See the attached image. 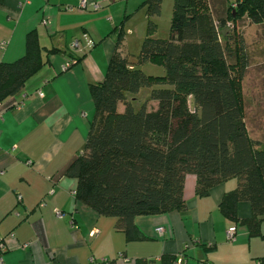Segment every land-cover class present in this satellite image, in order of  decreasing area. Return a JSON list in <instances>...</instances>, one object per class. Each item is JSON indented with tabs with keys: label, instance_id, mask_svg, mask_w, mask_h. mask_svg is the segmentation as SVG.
<instances>
[{
	"label": "crops",
	"instance_id": "crops-1",
	"mask_svg": "<svg viewBox=\"0 0 264 264\" xmlns=\"http://www.w3.org/2000/svg\"><path fill=\"white\" fill-rule=\"evenodd\" d=\"M143 1L4 0L0 5V62L24 54L31 30L42 47L59 50L0 103L5 264H176L179 257L181 264H259L264 257V237H249L241 222L250 216L249 203H237V221L220 210L222 196L237 186L234 177L200 196L195 176L187 174L184 208L136 216L141 238L131 241L115 217L98 215L75 197L77 180L66 170L82 151L94 116L89 85L103 80L119 26L123 54L126 31L144 28ZM231 228L235 235L229 240ZM260 232L264 236V220Z\"/></svg>",
	"mask_w": 264,
	"mask_h": 264
},
{
	"label": "trees",
	"instance_id": "trees-1",
	"mask_svg": "<svg viewBox=\"0 0 264 264\" xmlns=\"http://www.w3.org/2000/svg\"><path fill=\"white\" fill-rule=\"evenodd\" d=\"M161 3L140 5L146 35L134 58L120 50L119 26L103 80L89 85L94 116L66 170L77 180L75 197L98 215L115 217L131 241L141 238L136 216L184 208L187 174L195 176L200 196L234 177L237 186L222 196L220 210L237 221V203L247 201L251 213L241 222L249 237H264V144L249 137L235 86L247 65L245 42L234 30L223 33L243 14L264 24V0H173L168 38L154 36ZM58 51L42 47L35 30L28 31L24 54L0 62V103ZM146 62L159 63L163 75L145 74L138 65ZM143 90L146 99L136 104Z\"/></svg>",
	"mask_w": 264,
	"mask_h": 264
},
{
	"label": "rangeland",
	"instance_id": "rangeland-1",
	"mask_svg": "<svg viewBox=\"0 0 264 264\" xmlns=\"http://www.w3.org/2000/svg\"><path fill=\"white\" fill-rule=\"evenodd\" d=\"M172 1L167 5L165 0L161 3L160 15L155 19V37H169ZM226 30L228 32L234 30L244 38L247 65L242 76L237 74L235 86L242 99V110L248 135L251 139L264 144V24L252 23L248 16L243 14L235 22H227L223 33ZM126 32L124 50L134 58L146 35V24L139 33L136 31ZM138 68L145 74L154 77L162 76L164 73L163 67L157 62H146L138 65ZM147 94L146 90L138 94L137 100L139 101L136 104L146 99ZM154 104L156 105V102ZM147 107L151 109L154 106L149 101ZM122 110L123 105L118 103L117 111L121 112Z\"/></svg>",
	"mask_w": 264,
	"mask_h": 264
},
{
	"label": "built area",
	"instance_id": "built-area-1",
	"mask_svg": "<svg viewBox=\"0 0 264 264\" xmlns=\"http://www.w3.org/2000/svg\"><path fill=\"white\" fill-rule=\"evenodd\" d=\"M77 45H78V43H77V42H74V43L71 45V48L74 49V48L77 47ZM71 64H72V62H70V61L67 62V63H65V64L62 66V69H63V70L67 69L69 66H71ZM39 94H40V93H39ZM55 214H56L58 217L62 216V212L59 211V210H55ZM156 232H157L158 234H162V232H163V228H162V227H158V228L156 229ZM92 234H93V231H91L90 235H92ZM226 235H227V238H228L229 240L234 239L235 230H234L233 228L228 229L227 232H226ZM182 261H183L182 258L179 257V258L176 260V264H181ZM0 264H5L4 259H3V242H2L1 239H0Z\"/></svg>",
	"mask_w": 264,
	"mask_h": 264
}]
</instances>
